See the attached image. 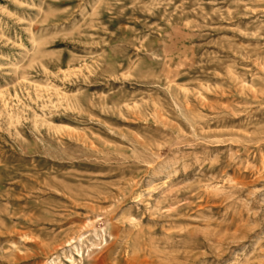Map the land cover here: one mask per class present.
<instances>
[{"label": "rangeland", "instance_id": "1", "mask_svg": "<svg viewBox=\"0 0 264 264\" xmlns=\"http://www.w3.org/2000/svg\"><path fill=\"white\" fill-rule=\"evenodd\" d=\"M264 264V0H0V264Z\"/></svg>", "mask_w": 264, "mask_h": 264}, {"label": "bare ground", "instance_id": "2", "mask_svg": "<svg viewBox=\"0 0 264 264\" xmlns=\"http://www.w3.org/2000/svg\"><path fill=\"white\" fill-rule=\"evenodd\" d=\"M101 257V254L94 256L90 264H101Z\"/></svg>", "mask_w": 264, "mask_h": 264}]
</instances>
